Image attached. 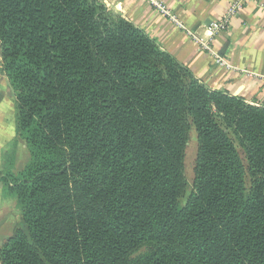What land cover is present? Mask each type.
<instances>
[{"label":"trees","instance_id":"16d2710c","mask_svg":"<svg viewBox=\"0 0 264 264\" xmlns=\"http://www.w3.org/2000/svg\"><path fill=\"white\" fill-rule=\"evenodd\" d=\"M118 19L104 0H0L29 152L0 176L21 213L0 264H264V106Z\"/></svg>","mask_w":264,"mask_h":264},{"label":"crops","instance_id":"0c3cea01","mask_svg":"<svg viewBox=\"0 0 264 264\" xmlns=\"http://www.w3.org/2000/svg\"><path fill=\"white\" fill-rule=\"evenodd\" d=\"M104 1L210 89L242 97L253 106H264V0L248 1L227 31L215 37L212 23L222 18L233 0ZM154 3L168 8L174 20L163 15ZM215 56L223 58L228 67L218 65ZM16 121L15 92L3 71L0 52V176L12 171L17 152L26 149L17 140ZM13 203L4 195L0 180V249L16 229L4 223L3 218Z\"/></svg>","mask_w":264,"mask_h":264},{"label":"rangeland","instance_id":"374dc122","mask_svg":"<svg viewBox=\"0 0 264 264\" xmlns=\"http://www.w3.org/2000/svg\"><path fill=\"white\" fill-rule=\"evenodd\" d=\"M108 12L114 20H120L118 18H122L119 14H117L114 10H112V8L111 9L108 8ZM15 98H16V95H15ZM197 149L198 147H197V142H196L195 134H194V136L190 138V142L187 146L186 159H185V177L188 183V193L191 192L193 189L194 168H195V161L197 157ZM28 162H29V152L27 149L21 148L17 152L15 159L12 162L11 169L14 173H18L19 171H22L25 168ZM9 199L13 200L14 203L8 208V210H6L7 214L3 217L4 223H7L8 225L10 223L9 226H13V228H16V226H18L21 222L20 221L21 213L17 206V203H16L17 201L14 198H9ZM182 203H185V200H182ZM8 227L6 229H8Z\"/></svg>","mask_w":264,"mask_h":264},{"label":"built area","instance_id":"2783aa9c","mask_svg":"<svg viewBox=\"0 0 264 264\" xmlns=\"http://www.w3.org/2000/svg\"><path fill=\"white\" fill-rule=\"evenodd\" d=\"M250 0H233L231 4L229 5L226 13L222 16L221 19H219L216 22L212 23V33L213 36H217L223 31H227L229 25L231 24L232 20L236 17V15L242 11L245 7V5L248 3ZM155 7L165 16L169 17L170 19L174 20L173 17L170 16V12L168 11V8L163 6V4H156L154 3ZM199 45L204 47L205 49L210 50V47H208L206 44L199 42ZM216 57V62L218 65L223 66V67H228L226 61L219 57Z\"/></svg>","mask_w":264,"mask_h":264}]
</instances>
